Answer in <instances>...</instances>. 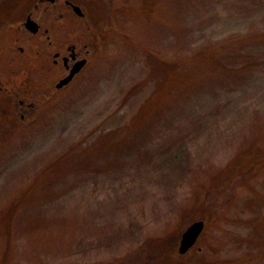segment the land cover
Segmentation results:
<instances>
[{
  "label": "rangeland",
  "instance_id": "374dc122",
  "mask_svg": "<svg viewBox=\"0 0 264 264\" xmlns=\"http://www.w3.org/2000/svg\"><path fill=\"white\" fill-rule=\"evenodd\" d=\"M37 1L92 51L54 93ZM52 2L0 0V78L35 57L32 110L0 95V264H264V0Z\"/></svg>",
  "mask_w": 264,
  "mask_h": 264
},
{
  "label": "flooded vegetation",
  "instance_id": "af4514ba",
  "mask_svg": "<svg viewBox=\"0 0 264 264\" xmlns=\"http://www.w3.org/2000/svg\"><path fill=\"white\" fill-rule=\"evenodd\" d=\"M61 1L60 0H53V2L51 4H54V5L61 4L63 6L66 5L67 8L70 9L71 5L70 4H66L65 3L66 0H61ZM39 7H40V3H38V1H37V3L34 4V6L32 7L34 9L32 11H29L24 16V18H23L24 21L28 17H31L32 15L37 13ZM52 13L56 14L55 12H52ZM72 13L75 14L78 18H80V20H81V18L85 17L84 14L79 16L76 13H74L73 11H72ZM57 16L58 17L56 18L55 22L59 23V22L62 21V18L60 16V14H57ZM23 22H22V24H23ZM36 23L38 25L37 31L35 33H31V32L30 33L31 34H36L38 32H41L43 34V36L45 37V41H43V43H46V46L44 48L49 53L51 52V63H52V65H54V67L59 72V74L55 75V77L53 78L54 83H50L49 84L50 86L48 85L51 93H54L55 90H59L62 87H65L66 85H68L71 81H73L76 78L78 73L84 68V66L87 65L88 60H89V55L91 54L92 51L90 49V46H88L87 44L82 46V43L79 44L77 42H75L73 44H69V45H67L66 43H63V44L58 45V46H56V44L51 46V44H52L51 42L53 41L52 38H51L52 37L51 30L44 28L42 31H39L41 29V24H40L41 22H36ZM38 39H39V37H38ZM31 41L32 40L30 39V40H28V42H26V43L24 42V44L18 46V51H16V47H14L13 48V52L15 54H17V55L24 56L26 54L25 52H26V50L28 48V44ZM33 58H35L33 55L29 56V59H28L29 63H27L26 66H23V67L22 66L21 67L11 66V67H13V69L5 70L4 73H3V76L0 78V92H4V93H0V95L1 94L4 95V101L10 102L12 100L13 101L12 104L15 107H16V105H14V103L16 104V101H17V103H18L17 107L18 108H22V110L24 112L25 111L27 112L29 110L31 111L32 108L34 107V103H26V102H24L27 97L25 95H23L22 93H20L21 96H19L18 94H16V96H13L12 95L13 92L11 90L17 88L13 84V82L15 81L14 79L16 77L23 76V77L27 78V76H29L30 72H28L29 70H27V69H30V64H31V61H32ZM37 59H38V57H37ZM81 60H84L85 62L83 64V66L74 74V76L71 78V80L67 84L63 85L62 87H57L56 84L69 73L70 69L72 68V66L76 62H79ZM24 80L26 81V79H24ZM22 88H23V90H25L24 87H22ZM28 92L31 93V90L28 91ZM39 97H42V98L46 97L47 98V92H42L41 94H39ZM34 99L36 100V98H34ZM23 106H24V108H23ZM23 115H24V113L20 114L21 117Z\"/></svg>",
  "mask_w": 264,
  "mask_h": 264
},
{
  "label": "water",
  "instance_id": "95a60500",
  "mask_svg": "<svg viewBox=\"0 0 264 264\" xmlns=\"http://www.w3.org/2000/svg\"><path fill=\"white\" fill-rule=\"evenodd\" d=\"M72 7V10L78 14V15H83V13L80 10V7L74 4H70ZM26 27L30 29L31 33H35L38 29V25L30 21L29 19L26 20L25 23ZM84 60H81L79 62H76L72 68L70 69L68 75H66L64 78H62L57 84V87H61L65 84H67L71 78L74 76V74L83 66ZM204 222L202 220H198L193 222L191 225H189L186 230L182 233L180 244L178 247V252L180 254L185 253L196 241V238L200 234V232L203 229Z\"/></svg>",
  "mask_w": 264,
  "mask_h": 264
}]
</instances>
